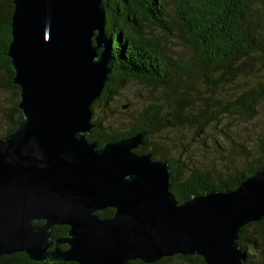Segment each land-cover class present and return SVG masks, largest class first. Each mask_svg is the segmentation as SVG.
Listing matches in <instances>:
<instances>
[{"label":"water","instance_id":"1","mask_svg":"<svg viewBox=\"0 0 264 264\" xmlns=\"http://www.w3.org/2000/svg\"><path fill=\"white\" fill-rule=\"evenodd\" d=\"M12 5L7 56L23 118L0 138V257L125 264L178 254L243 264L237 240L264 219V168L232 190L178 202L168 162L135 152L146 132L101 147L86 139L113 65L103 0ZM106 208L113 214L99 217ZM59 225L67 234L54 238Z\"/></svg>","mask_w":264,"mask_h":264},{"label":"trees","instance_id":"2","mask_svg":"<svg viewBox=\"0 0 264 264\" xmlns=\"http://www.w3.org/2000/svg\"><path fill=\"white\" fill-rule=\"evenodd\" d=\"M103 6L113 65L100 98L91 106L94 127L86 139L100 147L108 141L146 132L135 152H147L153 159L168 162L170 191L178 202L209 190H232L241 180L263 169L264 136L256 151L232 141L228 159L209 167L190 166L188 160L180 157L174 140L151 145V139L185 128L196 135L192 141L206 145L210 128L220 117L237 111L253 115L256 106L264 101V0H103ZM12 9V0H0V92H9L14 99L3 110L6 128L0 138L12 132L23 118L17 108L19 88L12 83L13 70L7 56ZM147 25L164 39L144 30ZM176 35L190 53L188 63L168 51L166 42ZM194 75L213 88L202 102L186 97L187 91H197L196 87H183ZM131 80L150 88L152 93L160 91L162 97L148 102L137 117L128 120L127 127L110 131L108 118L98 115L97 109L109 110V102ZM237 82L245 85L234 89L237 93L233 98L225 100L214 95L216 90ZM212 141L215 147L224 149L216 139ZM67 229L63 225L53 227L52 237L65 235ZM237 243L244 254L243 264H264V219L242 227ZM174 259L205 264L200 256L178 254L153 263L134 259L125 264H174ZM0 264L79 263L35 262L26 253L17 252L0 257Z\"/></svg>","mask_w":264,"mask_h":264},{"label":"rangeland","instance_id":"3","mask_svg":"<svg viewBox=\"0 0 264 264\" xmlns=\"http://www.w3.org/2000/svg\"><path fill=\"white\" fill-rule=\"evenodd\" d=\"M144 30L148 33H153L160 40L164 39L159 31L153 29L149 25L145 26ZM174 32H176V30H174ZM171 37L172 40L166 42L169 46V53L173 57L187 60L186 63L190 62V53L181 45L178 36ZM187 85L197 88V91H187V93H189L186 95L187 99H195L199 102H202V98L209 93V90L211 91L213 89L211 86L203 84L202 78H197V75H194L190 80H186L183 87H187ZM244 85L245 84L242 82H237L223 89L216 90V94L214 95L221 99L229 100L237 93V90L234 91V89ZM207 87L209 89H207ZM156 97L161 98L162 93L160 91H153L152 93L150 88L138 81L131 80L126 82L125 87L120 89L113 101L109 102V110L106 109V112H101L102 108H100L97 109V114L103 116L105 119L108 118V129L110 131H116L120 128L127 127L128 120L137 117L141 109ZM12 103H14V99L9 92H0V133H3L6 128L3 110L8 108ZM192 131H187V129L182 128L168 133L163 132L153 137L151 139L152 144H150L153 145L168 140H174L179 147L177 152L180 153V157L183 160H188L190 166L196 164L197 166L203 167L216 165L220 163V161L222 162L228 159L229 147L232 145V141L243 144L245 147L250 148L251 151H256L259 140L264 136V101L256 106L252 116L237 111L227 113L225 116L220 117L214 126L210 128L208 137L205 136L207 137L205 140L206 145H203L201 141H192V139L196 138V135ZM213 138L223 146V150L214 146L212 141ZM173 263L195 264L183 262L178 259H174Z\"/></svg>","mask_w":264,"mask_h":264},{"label":"flooded vegetation","instance_id":"4","mask_svg":"<svg viewBox=\"0 0 264 264\" xmlns=\"http://www.w3.org/2000/svg\"><path fill=\"white\" fill-rule=\"evenodd\" d=\"M101 147V146H100ZM112 210V211H111ZM105 211V212H104ZM111 211V212H110ZM102 212H104V214H102ZM107 212V214H105ZM113 212H114V209H112V208H106L105 210H102V211H99V212H97V215L99 216V217H101V218H105V217H109V216H111L112 214H113ZM60 226V225H59ZM63 226H66V225H63ZM67 228H68V226H66ZM67 231H68V229H67ZM67 234V233H66ZM65 234V235H66ZM60 247L61 248H63V249H65V248H67V245H60Z\"/></svg>","mask_w":264,"mask_h":264}]
</instances>
